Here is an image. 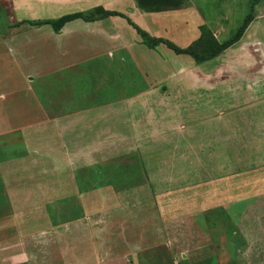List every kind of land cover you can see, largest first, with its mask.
I'll return each mask as SVG.
<instances>
[{"label": "rangeland", "instance_id": "374dc122", "mask_svg": "<svg viewBox=\"0 0 264 264\" xmlns=\"http://www.w3.org/2000/svg\"><path fill=\"white\" fill-rule=\"evenodd\" d=\"M18 8L0 0V264H264V0L137 22L204 54L253 15L201 61L86 35L55 52Z\"/></svg>", "mask_w": 264, "mask_h": 264}, {"label": "crops", "instance_id": "0c3cea01", "mask_svg": "<svg viewBox=\"0 0 264 264\" xmlns=\"http://www.w3.org/2000/svg\"><path fill=\"white\" fill-rule=\"evenodd\" d=\"M16 2H17L19 7L20 6L22 7V8H18V10L23 9L25 11H28L29 13H31L33 15V17H35V18L32 17L33 20L57 19V18H59L60 16L56 18L54 15H47L46 14V13H52L54 11V9H52L50 7L44 8L45 6H50V5H56L59 7L58 9H61L60 8L61 6H68V9L74 10V11H71L69 13L78 12V11L87 12V11H90V10L98 7V6H103L106 10L118 11V12H121V13L126 15V16L109 15L107 17L96 19V20H85L83 18H76L74 20L67 22L62 27V29L58 32L54 30V28L52 27L51 24H44V25H48L51 27V28H46V29H48L49 37L52 39L54 38L53 46L50 45V50L52 49L55 52H58V49H59V52L60 51L61 52H74V48L68 47L67 45H62L61 43H62V38H63V40H66L67 38H69V36L72 37L75 35H78V37H80L81 35H86V36H93V37L98 38V40L96 41L95 44L87 43L86 47H87L88 51H90L89 49L92 47L98 48V46L105 44L104 42H106V41L109 42L108 45H112V47L109 48V50H111V49H113L115 44L121 43L122 38L126 42L122 46L124 49L129 50L131 48V46L132 47H134V46L140 47L141 46L140 44H144L145 42L143 43L144 39H143L142 35L139 33V31L135 27V25H133L130 22L131 20L136 25L141 27L142 29L148 31L152 36L165 37V36L159 35L157 32L152 33L150 31V29L148 28V25L143 24V26H142V25L138 24L137 22H139V19L142 18V16L145 14H147L148 16H151V17H154V16L158 17L159 15H162L166 12H170V13L174 12L175 13V11L181 10L179 8V9H172V10H166V11H146L139 6L137 0H16ZM141 12H149V13L143 14ZM66 14H68V13H66ZM62 15H64V14H62ZM25 20H28V19H25ZM30 20H32V19H30ZM41 26L42 25L30 26V28L41 27ZM127 31H129V32L136 31L138 33V35H140V36L137 35V37H133L132 39H129L128 37L125 36V33ZM137 33H135V34H137ZM86 40L88 42L89 39L87 38ZM49 42H51V40H49ZM82 42H83V39H82ZM82 42L80 44H82ZM138 42H140V44H137ZM144 45H147V44L145 43ZM79 46L83 47L82 45H79ZM80 47L76 46L75 48L77 49V51H79L80 49L83 51V48H80ZM111 51H109L108 54H109V57L113 58L114 57V56H112L113 51L115 52V51H119V50L113 49V51L112 52ZM110 52H111V54H110ZM67 54H69V53H67ZM229 192L232 193L231 190ZM235 192H236V194H240L241 190L236 189ZM187 212H188V209L183 208V209L179 210V213H180L179 215H181V213L184 215ZM165 216H167V215L165 214ZM162 221L164 222V220H162ZM148 222L150 224L152 223L150 221H148ZM159 226L160 225H157L156 229H159ZM136 229L134 230L131 228L129 230V232L132 234V230L136 231ZM151 232L152 231H150L149 227L147 226V227L143 228V231L141 233L144 236V239L142 238V240L140 242H138V241H136L137 239L133 238L134 239L133 241H135V242H132V239H130L131 240L130 242L135 246L136 245L140 246V244H143V242L146 241V238L148 236L147 233H150V235H151L152 234ZM148 237H150V236H148ZM129 238H131V236ZM174 259L176 261V258H174Z\"/></svg>", "mask_w": 264, "mask_h": 264}, {"label": "trees", "instance_id": "16d2710c", "mask_svg": "<svg viewBox=\"0 0 264 264\" xmlns=\"http://www.w3.org/2000/svg\"><path fill=\"white\" fill-rule=\"evenodd\" d=\"M137 2L139 6L146 11H166V10L181 8V6L186 2V0H137ZM109 15L126 16L121 12L106 10L103 6H98L87 12L78 11V12L64 14L57 19H43V20L28 19V20H24V22L29 23V26H40L44 24H51L54 30L58 32L67 22L74 20L76 18H83L85 20H96L107 17ZM253 18L254 17L252 14L246 16L243 23L238 28L237 32L229 40L220 43L217 42L213 37L209 38L208 51L204 54H199L194 49L188 47L187 48L182 47L176 44L175 42H173L172 40L168 39L167 37L152 36L148 31L136 25L131 19L130 22L133 25H135L139 33L142 35L145 43L150 48H156L160 44H167V46L176 50L178 53L189 52L190 54L194 55L198 60L201 61L215 57L218 53L229 48L230 46L234 45L237 41H239L243 37L250 23L253 21Z\"/></svg>", "mask_w": 264, "mask_h": 264}]
</instances>
